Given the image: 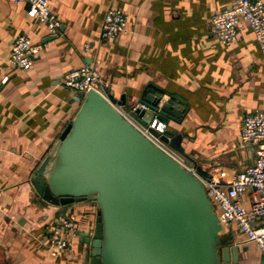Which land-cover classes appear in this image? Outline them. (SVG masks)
Instances as JSON below:
<instances>
[{"label":"crops","instance_id":"1","mask_svg":"<svg viewBox=\"0 0 264 264\" xmlns=\"http://www.w3.org/2000/svg\"><path fill=\"white\" fill-rule=\"evenodd\" d=\"M231 1L50 0L62 22L54 36L28 16L27 2L0 0V63L19 34L40 47L33 67L14 70L0 87V264H86L90 259L80 237L94 231L96 202L50 207L35 200L31 182L81 105L79 93L62 81L74 68H100L112 100H126L124 110L139 101L149 83L185 98L189 111L171 126L183 135L191 159L176 151L178 156L199 173L226 183L253 164L255 149L242 142L241 125L246 113L264 109V52L247 26L230 43L212 33L213 16ZM110 7L129 15L128 33L115 41L100 36ZM242 202L249 207L251 196ZM71 214L79 235L54 259L45 244L49 230L58 217ZM225 231L239 248L240 264L262 263L260 249L237 224Z\"/></svg>","mask_w":264,"mask_h":264},{"label":"water","instance_id":"2","mask_svg":"<svg viewBox=\"0 0 264 264\" xmlns=\"http://www.w3.org/2000/svg\"><path fill=\"white\" fill-rule=\"evenodd\" d=\"M79 98L31 182L35 200L50 207L96 202L94 231L80 237L86 264H240L206 185L123 114L124 97L114 104L90 89ZM134 106L145 124L154 118L167 124L160 141L191 159L171 126L189 111L185 98L149 83L128 110Z\"/></svg>","mask_w":264,"mask_h":264},{"label":"built area","instance_id":"3","mask_svg":"<svg viewBox=\"0 0 264 264\" xmlns=\"http://www.w3.org/2000/svg\"><path fill=\"white\" fill-rule=\"evenodd\" d=\"M13 3L27 2V14L47 25L50 34L57 35L62 22L51 9L50 0H11ZM129 15L118 7H110L102 20L100 36L105 41H115L129 31ZM249 27L264 52V0H232L231 5L218 11L212 18V33L223 43L234 42L240 31ZM40 47L32 42L26 33L19 34L13 41L8 59L0 63V87L12 78L14 70H29L33 67ZM63 84L76 93L96 89L115 103L110 97L102 70L91 65H83L68 71L63 76ZM123 114L140 127L151 138L161 143L170 153L180 159L206 185L209 197L213 200L221 222L226 227L230 223L237 224L247 241L256 243L264 264V109H256L243 116L241 140L255 146V159L252 165L239 171L229 182H223L213 174L203 175L195 167L181 159L177 152L160 141L159 135L167 125L162 121L156 125L154 118L145 124L132 110H124ZM163 124H162V123ZM251 196V204L246 207L242 199ZM45 241L50 255L58 259L66 254L72 245V236L79 235L76 219L71 214L60 216L50 228Z\"/></svg>","mask_w":264,"mask_h":264},{"label":"rangeland","instance_id":"4","mask_svg":"<svg viewBox=\"0 0 264 264\" xmlns=\"http://www.w3.org/2000/svg\"><path fill=\"white\" fill-rule=\"evenodd\" d=\"M253 148H255V146H253ZM175 152H176V150H175Z\"/></svg>","mask_w":264,"mask_h":264}]
</instances>
